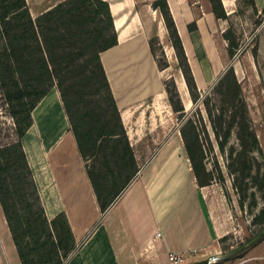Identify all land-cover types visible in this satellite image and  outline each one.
<instances>
[{
	"label": "trees",
	"instance_id": "trees-1",
	"mask_svg": "<svg viewBox=\"0 0 264 264\" xmlns=\"http://www.w3.org/2000/svg\"><path fill=\"white\" fill-rule=\"evenodd\" d=\"M209 2L215 17L226 20L221 0ZM250 5L258 12L253 0ZM152 7L163 18L178 70L195 105L191 114L186 113L178 89L172 95L164 82L171 110L183 120L179 137L192 177L198 186H206L210 179L202 177L201 134L205 126L200 104L213 132L226 139L230 130L220 125L222 115H217L213 104L219 106L220 97L227 96L231 88L240 91V84L230 66L202 95L167 0H154ZM260 23L261 19L255 21L256 25ZM188 29L194 30L195 23ZM155 41L158 43L149 40L150 51L163 70L168 63L157 60ZM116 44L106 1L64 0L32 18L25 0H0V96L12 120L11 132L5 133V141L0 140V208L20 264H68L82 246L76 242L65 212L48 218L23 146L33 124L31 112L52 87L58 91L68 131L74 136L80 156L85 161L95 156L94 152L98 156V166L91 169L88 165L86 172L101 215L137 177L143 157L129 142L99 57L100 52ZM252 53L255 57V50ZM229 55L232 57L230 47ZM93 97L103 99L104 105ZM240 117L238 133H246L250 117Z\"/></svg>",
	"mask_w": 264,
	"mask_h": 264
},
{
	"label": "crops",
	"instance_id": "crops-1",
	"mask_svg": "<svg viewBox=\"0 0 264 264\" xmlns=\"http://www.w3.org/2000/svg\"><path fill=\"white\" fill-rule=\"evenodd\" d=\"M25 1L31 17L35 18L64 0ZM103 1L109 6L117 44L100 52L99 57L121 119L128 116L131 121L129 110L132 107L140 106L148 99L163 100L161 98L165 90L162 74L171 63L177 64V59L163 18L159 10L152 7L154 0ZM236 1L221 0L227 15V19L223 20L215 17L209 0H167L197 88L215 84L230 66L239 81L238 74L241 78L244 77L246 67L251 63L247 47L240 54L244 60H233L224 37L229 27L228 20L236 12ZM254 6L260 10L264 6V0H254ZM193 22L195 29L189 30L188 25ZM150 39L158 41L169 65L166 69L158 68L150 51ZM179 77L178 88L182 89L186 97L188 91L183 76ZM185 101L187 102V97ZM31 117L43 150L48 151L60 143L52 160L57 164L65 162L71 156L73 143L70 137H65L68 122L56 87H52L38 102ZM166 150L173 155L169 166L176 169L175 177L165 180L158 172L151 173L148 170V177L145 174L142 178H137L125 190L117 209L108 210L103 216L104 221L118 222L116 232L121 234L122 231V237L128 240L124 241V248L131 250L127 253L130 258L140 246L147 247L161 258L193 249L206 252L211 247L214 248L217 241L229 232L231 217L221 189L215 184L200 187L190 177V168L186 166L187 159L182 156L184 151L178 137L164 146L159 156ZM152 164L154 163H151L150 169ZM60 172L63 175V187L69 190L75 185L73 175L65 170ZM138 183L146 211L143 218L142 215L140 218L136 216L138 209L133 207L132 202L137 193L132 188ZM127 193L129 196L121 209L119 206ZM68 196L71 197V194ZM130 203L131 209L126 210ZM130 218L132 221L129 223ZM107 228L108 224L102 223L100 229L90 235L68 264H107L109 257L106 259L105 251L113 253L115 250L109 241ZM72 230L75 235L79 231L73 226ZM157 233L159 236L154 238ZM103 237H106V243ZM2 249L8 264L12 261L20 264L13 243L11 255L7 256L4 246Z\"/></svg>",
	"mask_w": 264,
	"mask_h": 264
},
{
	"label": "rangeland",
	"instance_id": "rangeland-1",
	"mask_svg": "<svg viewBox=\"0 0 264 264\" xmlns=\"http://www.w3.org/2000/svg\"><path fill=\"white\" fill-rule=\"evenodd\" d=\"M235 4L236 12L230 16L229 27L225 33L227 45L230 47L233 60L243 58L240 57V54L247 47L250 51L248 58L251 63L249 62V66L246 67L244 77L241 78V75L238 74L240 91L231 88L227 96L220 97L219 106H216V102L213 104L217 115H222V121H219L220 125L224 129L230 130L226 139L222 134L217 136L213 132L207 114L200 104L205 126L201 134L204 157L202 177L204 180L210 179L209 185L215 184L221 189L231 217L230 228L229 232L217 241L214 248L211 247L206 252L198 250L195 257L179 264H188L209 256H222L246 244L264 230V11L260 12L261 9L258 12L254 11L250 0H237ZM258 19H261V23L256 25L255 21ZM154 48L157 60L160 63L165 62L166 58L156 41ZM252 50L256 52L255 57ZM162 75L166 87L172 95L178 89L186 113L191 114L195 105L192 104L189 93L186 96V102L182 89L178 88L177 82L179 76L182 75L177 64L171 63V66ZM213 85L211 83L208 87L198 88V90L203 95L211 90ZM162 97L161 101L158 100L159 98L157 100L148 99L140 106L132 107L129 110L131 121L128 120V116H124L122 119L129 142L135 147L136 154L143 157L135 180L142 178L148 170L151 173L158 172L165 180L175 177L177 174L176 169L169 166L173 155L169 154L167 150L161 156L159 154L164 146L171 143L174 138L178 137L181 142L179 133L183 120L178 119L172 112L166 92ZM94 99L100 105H104L103 99L93 97ZM242 102L246 107H243ZM6 114V106L0 96V140L4 141L6 140L5 133H10L12 129V120ZM242 114H248L250 117V123L246 124L248 129L246 133H238L237 123L241 122ZM65 137L72 139L73 148L71 156L60 164L54 163L52 160L60 143L48 151L43 150L33 126L28 130L23 141L27 159L33 169L48 218L51 219L59 212H65L69 223L71 221V228L73 226L75 230L79 229L74 236L76 242L81 245L96 229H100L102 223L108 224L109 241L112 242L115 250L113 253L105 251L106 259L109 257L107 264H174L173 261H170L169 254L161 258L157 253L144 246L137 248L133 257L127 256L131 250L124 248V241L128 240L122 237V231L121 234L119 231L116 232L118 222L115 220L112 221L113 223L104 221L106 213L101 215L87 177L88 165L91 169L98 166L96 152H94L95 156L85 161L80 156L70 130ZM182 154L186 159L185 153ZM152 162L154 164L150 169ZM185 163L189 167L188 160ZM55 170L57 171L55 172ZM59 170H65L73 175L75 185L68 188L69 190L67 187H63V175ZM189 173L192 177L191 170ZM146 175L148 177L150 173ZM132 189L137 191L132 201L133 207L138 209L136 216L140 218L142 215L141 218H143L146 216V211L140 196L139 183L135 184ZM70 194L71 197L68 196ZM128 196L127 193L123 197L119 208L123 209V203ZM121 198L122 196L109 210L117 209ZM125 209H131V203ZM125 212L127 215L129 214L127 211ZM0 221L3 222L1 219ZM131 221V218L128 219L129 223ZM3 224L6 226V223ZM0 230L4 233L2 226H0ZM157 237L155 234L154 238ZM1 238L0 264H8L2 249ZM103 241L107 242L106 237H103ZM7 256H9L8 253ZM10 264L12 263L10 262ZM211 264H264V240L230 259L214 261Z\"/></svg>",
	"mask_w": 264,
	"mask_h": 264
},
{
	"label": "water",
	"instance_id": "water-1",
	"mask_svg": "<svg viewBox=\"0 0 264 264\" xmlns=\"http://www.w3.org/2000/svg\"><path fill=\"white\" fill-rule=\"evenodd\" d=\"M1 234H2V232L0 230V237H1ZM263 239H264V230L260 234H258L256 237H254L252 240L247 242L246 244L242 245L241 247H239V248H237V249H235L229 253H226L222 256H209V257H206L204 259H200V260L190 262L188 264H211L214 261H225V260L230 259L231 257H234V256L238 255L239 253L253 247L254 245L259 243Z\"/></svg>",
	"mask_w": 264,
	"mask_h": 264
},
{
	"label": "bare ground",
	"instance_id": "bare-ground-1",
	"mask_svg": "<svg viewBox=\"0 0 264 264\" xmlns=\"http://www.w3.org/2000/svg\"><path fill=\"white\" fill-rule=\"evenodd\" d=\"M162 172V171H161ZM0 219L3 221V222H1L0 221V226H2L3 227V232L4 233H2L1 234V237H2V241H3V246H4V248H5V251L9 254V255H11V251H12V243H11V239H10V233H9V231H8V228L5 226V224H3V223H5V219H4V217L2 216V212H1V208H0ZM157 236H159V233H157ZM11 249V250H10ZM13 259V258H12ZM12 263L14 264V261H12Z\"/></svg>",
	"mask_w": 264,
	"mask_h": 264
},
{
	"label": "built area",
	"instance_id": "built-area-1",
	"mask_svg": "<svg viewBox=\"0 0 264 264\" xmlns=\"http://www.w3.org/2000/svg\"><path fill=\"white\" fill-rule=\"evenodd\" d=\"M197 249H193L189 252H183L178 254H169L170 261H173L174 264L184 263L188 259H191L196 256Z\"/></svg>",
	"mask_w": 264,
	"mask_h": 264
}]
</instances>
